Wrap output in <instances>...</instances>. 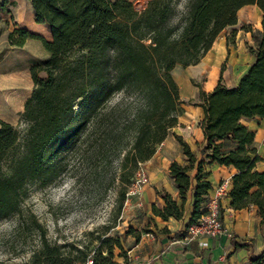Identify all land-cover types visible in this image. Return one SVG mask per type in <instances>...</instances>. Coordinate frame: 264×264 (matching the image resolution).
Segmentation results:
<instances>
[{
	"label": "trees",
	"instance_id": "16d2710c",
	"mask_svg": "<svg viewBox=\"0 0 264 264\" xmlns=\"http://www.w3.org/2000/svg\"><path fill=\"white\" fill-rule=\"evenodd\" d=\"M28 1L33 21L45 25L50 38L24 28L6 33L10 45L38 40L46 56L29 63L31 89L19 113L22 132L0 120V220L19 211L29 185L43 187L55 181L61 157L77 144L87 142L93 150L102 146L108 132L104 108L117 92L120 205L137 164L151 157L182 112L171 69L196 64L217 34L236 23L237 10L254 4L260 29L242 26L253 41L247 47L251 63L234 85L218 80L207 93L199 89L194 105L202 111V143L191 151L171 133L183 157V163L171 160L167 167L179 201L155 189L162 206L151 205L150 211L163 221L181 219L185 194L191 189V210L183 226L194 223L210 189L208 168L217 164L236 170L226 192L229 207L254 206L264 226V170H253L261 158L248 147L253 133L241 122L264 118V0H184L177 18L178 0H146L138 11L129 0ZM7 3L1 0L0 9ZM140 231L148 229L129 226L125 234L136 240ZM182 234L183 230L175 232L177 238ZM231 243L233 249L246 246ZM113 247L118 249L116 256L125 259L127 248L117 236L103 235L88 248L49 242L41 230L37 248L25 260L8 264H83L87 258L91 264H117ZM248 264H264V248Z\"/></svg>",
	"mask_w": 264,
	"mask_h": 264
},
{
	"label": "rangeland",
	"instance_id": "374dc122",
	"mask_svg": "<svg viewBox=\"0 0 264 264\" xmlns=\"http://www.w3.org/2000/svg\"><path fill=\"white\" fill-rule=\"evenodd\" d=\"M129 1L138 11L144 7L146 0ZM14 3H7L0 9V120L11 123L21 133L24 124L19 119V113L23 97L31 89L27 66L40 59L42 52L45 56L46 52L36 39L27 38L21 46L8 43L5 30L9 25L12 24L13 28H30L32 25L26 1L17 0ZM183 11L184 0H178L174 17H179ZM14 15L18 16L15 26L12 21ZM246 24L252 26V23L240 20L235 29H225L228 32L227 41L233 38L237 29L241 30V34V28ZM9 73L12 80L3 81V75L9 76ZM39 74L43 75L42 72ZM171 75L178 86L181 108L193 107L198 102V96L193 92L201 88L205 73L199 74L194 66H175ZM4 95L10 101L4 102ZM119 97V92L115 93L105 105L108 132L102 136V146L93 150L87 142L77 144L61 157L55 181L43 187L29 185L19 211L0 220V264L25 260L30 251L37 248L41 230L49 242L64 245L91 248L103 235L117 236L125 248L132 242L131 235L125 234V231L129 226L134 228L142 224L143 217L139 214L144 216V213L142 205H136L134 198L126 206L123 201L119 205ZM191 118L195 119L196 115ZM178 129L186 133L188 130L187 127ZM91 136L94 138L96 135ZM159 173L163 174V171ZM186 200L187 192L184 203ZM143 219L146 224L141 225L139 230L147 228L151 222L149 218ZM117 252L118 249L113 247L114 259Z\"/></svg>",
	"mask_w": 264,
	"mask_h": 264
},
{
	"label": "crops",
	"instance_id": "0c3cea01",
	"mask_svg": "<svg viewBox=\"0 0 264 264\" xmlns=\"http://www.w3.org/2000/svg\"><path fill=\"white\" fill-rule=\"evenodd\" d=\"M7 1L12 5L17 0ZM25 1L30 9L32 25L30 28L15 26L18 16L14 15L12 21L15 28H24L28 32L38 34L48 40L50 35L46 26L33 21L29 1ZM240 20L244 23H252V26L245 25L251 31L260 29V12L257 7L254 4L242 6L236 12V23L224 27L199 61L194 65H188L194 66L199 74L205 73V79L202 81L201 88H199L205 93L209 92L218 80L225 86L234 85L252 61V56L247 52V47L253 45L248 30L241 28L243 32L239 34L241 30L237 29L233 38L227 41L228 32L225 29H235V25ZM12 29L11 24L5 31L7 33ZM45 56L42 52L39 58L42 59ZM221 65L222 70H220ZM28 67L29 64L27 71ZM8 75H3V81L10 82L12 80V75L10 73ZM199 89L194 90L193 93L198 94ZM27 96L28 93L23 97V101ZM3 100L4 102L10 101L8 97L6 98V95L3 96ZM193 114L196 115L195 119L191 118ZM201 116L202 111L199 106H184L181 114L177 117L176 125L170 131L179 135L189 145L191 151H195L197 145L201 144L203 140L198 126ZM241 122L253 133V139L248 147L253 148L255 154L261 158L255 161L253 165V170L261 172L264 170V160L262 159L264 118H242ZM179 127H187V133L179 130ZM171 133L161 140L159 147H156L151 157L141 163L148 176V183L142 187L139 196L134 197V200H137L136 205H142L144 216L141 214L139 216L151 219L150 224L147 226L148 232L140 231L136 240L131 236L132 242L127 247L125 259L116 256L115 262L117 264H248L249 258L258 254L264 248V226H260L259 217L254 206L232 209L228 205L229 198L225 194L220 199L219 211L224 231L215 237L207 238L205 240L206 244L203 246L199 244L198 240H191L187 244L176 242L175 232L184 229L183 225L191 210V189L187 191V200L183 204L181 219L163 221L151 214V205H155L158 209H161L162 206L161 200L154 192L155 189L159 190L157 187H161V189L170 193L177 202L179 201L177 190L172 183V179L168 176L167 167L171 160L183 163V158H181L179 144L173 140L174 137ZM162 144L164 146L160 147ZM161 166H164V168L161 169ZM208 169L207 180L210 182L208 193L211 192L212 187L220 179L228 178L230 180V176L236 171L232 166L217 164L211 165ZM160 171H163V174H160ZM143 218L141 219L142 224L134 227L136 230H139L138 228L141 225L146 224ZM171 221L174 223H170ZM232 241L246 242V246L233 249Z\"/></svg>",
	"mask_w": 264,
	"mask_h": 264
},
{
	"label": "built area",
	"instance_id": "2783aa9c",
	"mask_svg": "<svg viewBox=\"0 0 264 264\" xmlns=\"http://www.w3.org/2000/svg\"><path fill=\"white\" fill-rule=\"evenodd\" d=\"M148 183V176L141 163L133 173L132 179L126 188L123 198V205L126 206L129 201L139 196L142 187ZM229 188V179H220L207 194L204 202V211L194 223L188 224L183 229L181 237L176 242L187 244L191 240H198L200 245H205L207 238L215 237L224 231L220 220V199L226 194ZM83 264H91L90 258H87Z\"/></svg>",
	"mask_w": 264,
	"mask_h": 264
}]
</instances>
